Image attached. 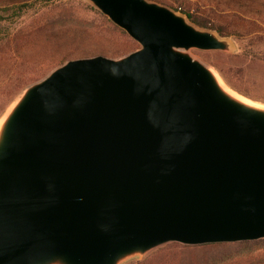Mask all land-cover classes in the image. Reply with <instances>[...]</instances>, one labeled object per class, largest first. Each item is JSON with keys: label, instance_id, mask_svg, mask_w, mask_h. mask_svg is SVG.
<instances>
[{"label": "water", "instance_id": "95a60500", "mask_svg": "<svg viewBox=\"0 0 264 264\" xmlns=\"http://www.w3.org/2000/svg\"><path fill=\"white\" fill-rule=\"evenodd\" d=\"M139 43L68 59L0 118V264H123L264 238V104L192 49L234 43L153 0H88Z\"/></svg>", "mask_w": 264, "mask_h": 264}, {"label": "rangeland", "instance_id": "374dc122", "mask_svg": "<svg viewBox=\"0 0 264 264\" xmlns=\"http://www.w3.org/2000/svg\"><path fill=\"white\" fill-rule=\"evenodd\" d=\"M25 1L31 0H0V5ZM153 1L166 4L188 17L189 15L183 11L184 9L190 8L192 12H199L201 16L209 14L216 19V14L218 12L211 10V8L219 6V11H222L225 9L226 3H230V1L233 0ZM241 1L242 3H250V7L247 8L248 12H246L248 16L253 18L261 17L264 20V0ZM180 2H183V5L177 9L176 6H178ZM90 5L93 8H91ZM236 6L238 7L237 4ZM15 29L22 30V33L26 35L25 37H36L38 34L51 32L52 37H50V41L60 47L56 55L59 61H57L46 74L68 59L96 54H104L109 57H120L139 47V43L130 37L124 30L127 33L126 35L137 43L135 48H130L132 44H129L127 36L122 31L123 29L113 23L88 0L61 1L40 13L30 12L22 20L12 25V30L14 31ZM212 30L218 32L215 29ZM221 36L227 37L233 41L234 49L232 51H203L192 49V53L212 65L224 82L235 92L264 104V62L254 58L251 59L254 52H256L255 55L264 52V42H259V38H252V36L246 39H240L235 35ZM35 47L40 48V44H36ZM52 49L49 51H52ZM68 53L71 54L67 58L64 57ZM246 53H248V55ZM32 82L34 81L28 84ZM12 83L13 81L10 79V76L0 78V118L6 113L22 89L26 86L22 87L17 94L10 99L8 93L13 87ZM243 91L251 95H246ZM172 243H178V245ZM153 252H156L155 256L157 258L166 259L167 264H264V241L248 244L225 242L200 245L170 242L152 250L142 258H132L123 264L145 259Z\"/></svg>", "mask_w": 264, "mask_h": 264}, {"label": "trees", "instance_id": "16d2710c", "mask_svg": "<svg viewBox=\"0 0 264 264\" xmlns=\"http://www.w3.org/2000/svg\"><path fill=\"white\" fill-rule=\"evenodd\" d=\"M61 1L70 0H31L0 5V78L10 76L13 81V87L8 93L10 99L29 82L45 75L59 61L56 55L57 50L60 48L50 41L51 32L38 34L36 37H25L26 35L22 33V30L15 29L13 31L12 25L22 20L30 12L40 13ZM228 3L222 11H219V6L211 8V10L218 12L216 19L207 13L206 16H201L199 12H192L190 8L184 9L183 12L187 13L189 18L199 26L215 29L221 35H235L240 39L252 36V38H259V42H264V20L261 17L248 16L246 12H248L247 8L250 7V3H242L241 0H233ZM181 5H183V2L176 6L177 9ZM90 7L93 8L91 5ZM122 31L125 35L127 34L124 30ZM127 38L129 44H132L130 48H135L137 43L128 36ZM38 43L40 48L35 47ZM51 49L52 51H49ZM255 53L252 54L251 59L254 58L264 62V52L257 53L258 55H255ZM70 54L68 53L64 57L67 58ZM246 54L248 55V53ZM243 93L251 95L245 91ZM259 241H264V238L256 241H241L237 244ZM172 244L178 245V243ZM156 252L145 259L131 261L127 264H167L166 259L155 256Z\"/></svg>", "mask_w": 264, "mask_h": 264}]
</instances>
